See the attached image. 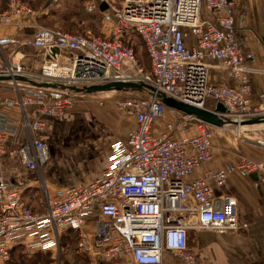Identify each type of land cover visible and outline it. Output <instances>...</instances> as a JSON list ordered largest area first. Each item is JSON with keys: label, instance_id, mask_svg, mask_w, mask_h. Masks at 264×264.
<instances>
[{"label": "built area", "instance_id": "built-area-1", "mask_svg": "<svg viewBox=\"0 0 264 264\" xmlns=\"http://www.w3.org/2000/svg\"><path fill=\"white\" fill-rule=\"evenodd\" d=\"M202 6L207 17L201 16ZM84 11L100 15L105 35L40 27L20 43L42 56L37 83L81 87L132 81L153 90H145L146 97L115 100V114L130 116L133 126L122 140L110 144L107 164L98 177L52 193L41 183L44 212H32L21 201L19 187L0 177V261L8 259L21 235L33 237L29 250L57 253L60 233L72 230L76 250L86 256V264H161L163 251L185 264H209L188 249L187 230L223 232L245 227L237 219V199L223 191L226 181L237 171L242 176L255 173L256 183H264V133L252 128L259 124H247L249 131H255L249 134L239 128L244 120L264 116V92L258 93L255 103L250 101L254 69L245 61L252 62L254 54L242 50L235 36L244 8L234 0H87ZM35 14L26 2L7 0L0 23ZM129 33L140 40L148 59L145 71L132 47L122 40ZM261 42L264 48V19ZM11 43V37H0V76L9 77L7 82L15 90L13 98L0 99V154L15 131L7 109H17L21 127L41 132L45 121L28 118L25 108L59 116L74 103L66 89L29 83L30 73L2 53ZM51 48L57 52L52 54ZM213 66L228 79L210 81ZM158 94L210 111L220 102L224 111L214 113L222 126L233 125L241 143L260 149V159L239 156L235 162L191 177L196 167L211 160L213 126L165 106ZM165 111L173 118L155 134L152 124ZM189 124L194 125V134L180 136ZM15 153L19 163L35 173L49 159L47 144L33 135Z\"/></svg>", "mask_w": 264, "mask_h": 264}, {"label": "crops", "instance_id": "crops-1", "mask_svg": "<svg viewBox=\"0 0 264 264\" xmlns=\"http://www.w3.org/2000/svg\"><path fill=\"white\" fill-rule=\"evenodd\" d=\"M234 1L238 7H243L245 12L242 24L235 30V36L242 50H251L254 54V60L245 61V63L254 69L250 73L252 84L250 101L255 103L258 93L264 92V48L261 42L264 19L263 1ZM6 8L7 0H0V12ZM35 13L33 16L15 18L11 23H0V37L8 36L13 39V43L4 47L2 53L6 58L13 57L30 73L31 76L26 78L29 83L39 82L36 74L42 62V56L32 47L20 43L29 38L36 29L42 27L38 13ZM209 79L218 82L227 80L228 77L223 70L213 66L209 71ZM11 86L7 81H0V99L14 97L15 90ZM78 107L79 104H76L59 116L42 115L32 108H25L24 113L28 118L41 117L45 121V129L41 132H31L21 127L18 123L17 109L15 107L7 109L9 115L15 120V131L7 140L5 152L0 154V177L19 187L21 201L32 212L42 213L45 210L41 183L49 193H52L56 188L80 184L98 177L107 164L110 144L115 140H122L125 131L133 126L130 116L114 117L112 112L104 107L91 104L90 110L98 118L83 113V110H79ZM172 118L165 111L161 119L153 122L152 132L158 134L163 131L164 121ZM98 119L112 126L114 133L108 135V130L100 120L97 121ZM117 119L125 121V124ZM219 129L220 127L211 128V160L196 167L191 177L200 176L208 169L220 168L227 162H235L239 156H245L254 161L260 159L258 147L248 143L227 142L226 134L215 131ZM194 132V125L189 124L179 135L188 137ZM32 135L44 141L49 149V159L39 173L32 172L20 164L15 153L18 145ZM97 144L103 146L104 156L101 163L93 167L90 164L85 174L70 171L73 154L75 153L76 161L80 160L87 164L96 157ZM83 157L86 160L82 159ZM256 178L255 173L242 176L237 171H233L223 188L224 192L237 199V219L239 223H245L246 226L239 225L234 231L223 232L207 229L187 230L186 242L191 252L205 259L209 264H264V183H256ZM213 190L218 191L214 187ZM69 231L73 232L66 230L60 233L58 243L65 239ZM32 242L33 237L21 235L14 240L13 244L22 245L26 251L31 252L27 246ZM75 251L79 252L76 249ZM51 254L57 256L58 250L57 253L51 251ZM2 263L0 261V264ZM161 264L185 263L171 252L163 251Z\"/></svg>", "mask_w": 264, "mask_h": 264}, {"label": "rangeland", "instance_id": "rangeland-1", "mask_svg": "<svg viewBox=\"0 0 264 264\" xmlns=\"http://www.w3.org/2000/svg\"><path fill=\"white\" fill-rule=\"evenodd\" d=\"M85 1L87 0H45L42 9L39 11H36V10L34 11H36L38 14L40 12L44 13L43 14V16L45 15L44 18L43 17L40 18L42 27L56 29V30H60L63 32H70V33L89 30L94 35H101V36L105 35L106 26H104L100 22V15L98 17L96 13H86L84 11ZM73 5L77 6L78 8H73ZM68 10L78 13V17L77 18L71 17L69 20V23H65L60 18H61V15ZM200 13H201V16H206V12L203 6L201 8ZM125 38L128 39L127 41H129L132 45L134 44L135 51H136L135 59L137 61V64L140 66V68L143 71H145L147 67L146 59L140 48V44H139L140 42L137 40L136 36L132 33H129L128 35H126ZM67 94H69L74 100V103L72 104L71 107H73L76 104H79L78 109L83 110L82 112L85 114L96 116L94 112L90 110L91 104H94V105L106 108L107 110L112 112L114 117L117 116L115 114L116 113L115 105H114L115 100L121 99V98H128V97L141 98V97L147 96L145 93L131 92L130 90L128 91H102V92H94V93H83V92L79 93V92L68 90ZM208 104L210 105V102H208ZM69 109H67L66 111H68ZM96 118L98 117L96 116ZM99 120L100 119H98L97 121L99 122ZM117 121H120L125 124V121L118 120V119ZM100 122L108 130V133H107L108 135H111L114 133V129L112 126L106 124L105 122L101 120ZM252 128L256 129L257 127L255 126ZM245 129L248 130L250 128H245ZM258 129L259 131L264 133V124L260 126ZM215 131L216 132L218 131L219 133H222V134H226L227 142H235V143L240 142L239 139L236 137L234 127L231 124L220 126V129L215 130ZM253 132L255 131H249V132H243V133L249 134ZM95 148H96V157L92 159L90 162H88L87 164L81 162L80 160L76 161L74 158V155H75L74 153L73 158L71 159L70 166H69L70 171L75 172L77 174L78 173L85 174L90 164H92L91 167L99 165L104 156L103 146L100 144H97ZM82 159L86 160L84 157ZM42 195L44 197L43 193ZM60 246L61 245L59 243L58 255L50 257L53 259V264H65L66 261H68L67 264H81L80 259L78 258L76 259L74 257V255H76L75 251L71 252L73 246L69 247L68 252L65 255L66 258H62L63 261L59 263V253L61 251L64 252V249H65L64 247L62 248ZM28 254L29 256L31 255L30 253H27V255ZM38 259L40 260V258Z\"/></svg>", "mask_w": 264, "mask_h": 264}, {"label": "water", "instance_id": "water-1", "mask_svg": "<svg viewBox=\"0 0 264 264\" xmlns=\"http://www.w3.org/2000/svg\"><path fill=\"white\" fill-rule=\"evenodd\" d=\"M105 6L103 4L99 5V9L103 10ZM52 54L57 52L56 48H51ZM9 77L0 76V81H7ZM37 85L44 87H57L60 89L71 90L75 92H83V93H94V92H102V91H122V90H132V91H152L153 88L144 83H137L132 81H113L104 84L90 85V86H65L61 84H53V83H36ZM158 99L167 107L174 108L178 111H181L190 116H194L196 119L209 124L213 127L222 126V121L220 118L216 116L214 112H223L224 107L220 102H216L213 111L198 109L193 106L187 105L185 103L176 101L170 97H167L162 94L157 95ZM264 123V116L261 118H251L241 122V124H262Z\"/></svg>", "mask_w": 264, "mask_h": 264}, {"label": "trees", "instance_id": "trees-1", "mask_svg": "<svg viewBox=\"0 0 264 264\" xmlns=\"http://www.w3.org/2000/svg\"><path fill=\"white\" fill-rule=\"evenodd\" d=\"M23 1L26 2L31 9L39 11L42 9L45 0H23ZM73 8H78V7L73 5ZM43 14L44 13L40 12L38 14V18L39 19L42 17L44 18L45 15L43 16ZM96 14L99 17V14L98 13H96ZM71 17L77 18L78 13H75L71 10H68L61 15L60 19L65 23H69V20ZM136 38L140 42L138 37H136ZM122 40H123V42L129 44L132 47L133 52L136 55L134 44L132 45L129 41H127L128 39H126L125 37H122ZM139 44H140V48L144 54V57L146 59V65H147L146 70H147L148 69V59H147L145 52L141 46V43H139ZM122 91H128V90H122ZM130 91L131 92L146 93L145 90H143V91H132V90H130ZM65 236L66 237L63 240L64 242L62 241L60 243L61 247L62 248L64 247L65 249H64V252L61 251L62 253L61 252L59 253V263L63 261L62 258H66L65 255L68 252V249L70 246L71 247L73 246L71 252H74L76 249V247H75L76 235L73 232L69 231L68 234ZM27 253H30L31 257L29 256V254L27 255ZM75 254L76 255H74V257L76 259L77 258L80 259L81 264H86L87 260H86V257L83 253L75 251ZM52 256L53 255L51 254V251H49V250H46V251L35 250V251L28 252L24 249V247L22 245L17 244V245H13L10 248L9 257L2 264H53V259L50 258ZM32 257H33V259H32ZM38 258H40V260ZM67 263H68V261H66L65 264H67Z\"/></svg>", "mask_w": 264, "mask_h": 264}, {"label": "bare ground", "instance_id": "bare-ground-1", "mask_svg": "<svg viewBox=\"0 0 264 264\" xmlns=\"http://www.w3.org/2000/svg\"><path fill=\"white\" fill-rule=\"evenodd\" d=\"M250 126H248L247 124H243V125H239V128H249Z\"/></svg>", "mask_w": 264, "mask_h": 264}]
</instances>
